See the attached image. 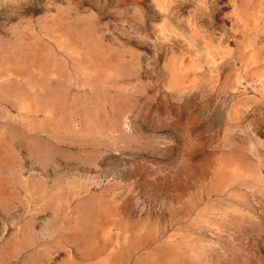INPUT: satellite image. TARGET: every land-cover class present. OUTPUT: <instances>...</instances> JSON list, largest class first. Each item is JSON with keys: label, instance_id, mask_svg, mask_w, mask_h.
Listing matches in <instances>:
<instances>
[{"label": "rangeland", "instance_id": "1", "mask_svg": "<svg viewBox=\"0 0 264 264\" xmlns=\"http://www.w3.org/2000/svg\"><path fill=\"white\" fill-rule=\"evenodd\" d=\"M0 264H264V0H0Z\"/></svg>", "mask_w": 264, "mask_h": 264}]
</instances>
